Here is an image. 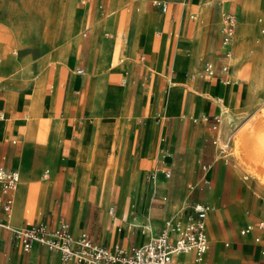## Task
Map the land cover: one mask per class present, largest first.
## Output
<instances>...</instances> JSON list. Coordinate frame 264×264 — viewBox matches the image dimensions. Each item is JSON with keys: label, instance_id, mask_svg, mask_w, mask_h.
Instances as JSON below:
<instances>
[{"label": "crops", "instance_id": "crops-1", "mask_svg": "<svg viewBox=\"0 0 264 264\" xmlns=\"http://www.w3.org/2000/svg\"><path fill=\"white\" fill-rule=\"evenodd\" d=\"M25 3L0 2V163L19 172L10 224L23 227L41 220L53 228L66 221L74 234L86 232L109 247L141 245L158 233L165 219L184 221L192 203L200 201L211 205L206 218L209 246L202 264H264V230L256 226L264 218V178L254 171L256 160L243 148L247 139L253 140L259 119L253 96L240 92L236 107L235 81L230 85L229 80L196 76L190 73L191 64L175 66L200 54H214L210 61L220 64L221 19L218 30L216 21L205 24V36L200 23L182 14L168 17L143 9L128 15L124 34L111 36L112 53L121 57L105 66L104 45L95 58L100 38L95 11L72 16L70 10L80 8L75 0H52L53 9L38 19L26 14ZM248 3L240 16L242 33L249 27L248 13L259 8ZM98 6L103 8L102 3ZM228 9L238 18L234 6ZM257 20L264 22L262 17ZM57 21L60 40H67L56 49L49 26ZM80 21L89 34L77 43L70 28ZM40 24L45 28L38 34ZM176 25L179 37L172 40L168 31ZM17 38L30 45L21 48H38L37 55L27 51L18 59L8 56ZM36 38H43V49L31 45ZM187 46L189 53L184 51ZM74 49L71 62L67 55ZM51 60L57 63L48 64ZM75 66L83 72L73 71ZM217 113L230 115L219 125L223 133L236 113L242 118L254 114L251 128L236 133V153H242L236 166L221 162L212 140L217 133L200 118ZM201 164L209 165L204 173ZM116 165L119 187L114 194ZM164 168L171 170L169 178L163 176ZM151 171H156L155 181L146 185L141 178ZM238 172L244 180L233 199L231 184L240 181ZM204 175L209 184L202 182ZM226 182L229 186L223 189ZM220 200L230 203L220 207ZM134 221L141 222L137 236L136 227L130 226ZM248 224L252 228L242 233ZM178 259L190 263L192 254ZM0 264H59V257L37 243L22 250L0 226Z\"/></svg>", "mask_w": 264, "mask_h": 264}, {"label": "rangeland", "instance_id": "rangeland-1", "mask_svg": "<svg viewBox=\"0 0 264 264\" xmlns=\"http://www.w3.org/2000/svg\"><path fill=\"white\" fill-rule=\"evenodd\" d=\"M25 1L26 3L24 9L26 14L30 18L37 17L39 19L41 16L44 18L43 15L45 14V12L47 10L53 9L52 0H25ZM82 1L83 0H75V6L80 8L73 7L72 10H70V14L72 16L75 14L77 16L83 17L86 9L90 12L95 11L97 13L98 26L96 30V36L97 37L100 36V38L97 45L95 58L97 56L98 47L100 45L101 46L104 45L103 52L106 54L105 66L114 64L118 60V57H121V56L117 57V55L112 53L111 48L114 40L111 36H119L124 34L125 32L124 30L126 26L125 18L128 15H135L138 12H142L143 9H154L158 12L166 14L168 17L177 16L178 18L182 14L185 19L191 22L196 21L200 23L201 26L204 28V34L206 36V31L208 30V28L206 29L207 26H205V24L210 21L211 24H214V22L216 21V27L218 30L222 13L227 9L229 5L234 6L238 10V18L236 24L237 29L235 32V39L233 43L234 51H233V60H232V68H231L232 74H231V78H229L228 80L230 81V85L234 84V81L236 82V107H238L239 105L240 92L241 95L245 97L248 95L249 91L255 87V81L253 79H249L247 74L250 73L252 70V73L255 76L264 79V48L257 46L258 42L264 40V31H262V28H264V24H260L264 22L262 21L259 22L257 20L259 17H262V19H264V0H259L257 2L256 6L259 7L258 9L248 13L249 14L248 19L250 20L249 27L246 30H244L243 33L240 30V16L245 11L244 10L245 5L248 2L254 0H161V1H165L168 5V10L165 12L161 11L159 6L153 3L152 0H88L84 4L81 3ZM0 2H2L4 6L6 5L15 6L14 4L17 2V0H0ZM100 3L103 4V8H99L98 5ZM217 9H218V14L214 12ZM110 10H114V12L112 14H109ZM199 17L202 18L203 21H200ZM109 19L111 20L112 23L108 21ZM44 28H45V24H40L39 28L37 29V33L40 34V32L44 30ZM49 30H52L53 34L56 37L55 48L57 49L61 47L67 39L60 40L59 32H58V21L55 22L53 25L49 26ZM168 32L170 33L168 34V36L171 37L172 40L177 39L179 37V30L177 25L174 26L172 29H170ZM174 33H178V36L174 37ZM88 34H89V29L87 27H83L81 21L76 25L71 24L70 36L76 39L77 43L80 41L81 37L86 38ZM163 37L165 39V34H163ZM25 40H26L25 38H17L15 41L17 46L13 44L11 45L10 50L12 52L8 54V56L18 59L17 56H21L25 52L31 51L33 57H35L39 52V49L29 48V47L21 48L24 46H30L25 44ZM136 40L137 38L134 37V42H136ZM217 43L218 41L216 37L212 49L213 51L216 50ZM43 44H44L43 38H36L35 43L31 45H38L40 48L43 49ZM171 48H173V45ZM184 51L186 53H189V51H191L190 46L185 47ZM74 53H75V49L71 50L67 55V59H69L71 62ZM213 58H214V54L211 57H207L206 55L200 54V57H196V59L192 62H189L188 60H183L181 64L175 66L179 68H185L186 66H188V64H191V67L193 68L190 73H195L196 76H198L201 74L202 62L205 59L212 60ZM160 61H161V54L159 55L158 64H160ZM56 63L57 61L55 60H51L48 62V64H53V66ZM76 67L77 66H75L72 70L75 71ZM156 68L158 69L159 66H157ZM259 103L264 105V102L262 101H260ZM227 109L229 112L234 110L229 107H227ZM253 115L254 114H252L250 117L242 118L241 115H238L236 113L235 115L236 118L234 120H231L230 123L231 126H227L228 127L227 132L223 133L220 127L218 128V130H215L217 134L214 136L212 140H214L215 138L217 139L216 143L213 144H216L217 146V154L222 163H225L226 165H230L234 163L236 166V158L239 159L242 156L241 152L236 153V133H238L244 127H247L248 129L251 128V121H252L251 119ZM224 117L229 118L230 115L228 113H224L222 115V118ZM207 125L209 126L208 123ZM220 146H223L225 148L224 152H222L219 149ZM202 165L205 164H201V169H202ZM118 172H119V167L116 165L114 169V182H113L114 194L116 193L119 187ZM155 172L156 171L148 172L145 175L146 179H144L143 177L141 178L142 182H145L146 185L151 184L152 181L149 180V176L151 173H155ZM237 175L240 181L237 180V183L236 181H234L231 184L234 191L233 199H236V189L240 187L241 181L243 182L244 180L242 178L241 173L238 172ZM194 184H195L194 182L190 183V185H194ZM227 185H228L227 182L224 183L223 189ZM217 188L218 186L216 185V190ZM96 193H99L98 190ZM151 203L157 205L158 207L163 206V204H161L160 202L153 201ZM229 203L230 202L228 200H220V203L218 205L222 207L228 205ZM109 205H113L115 209L114 202H111ZM209 207H211V205ZM95 211L96 208L94 209V212ZM208 218H210V213L208 215ZM40 221L41 220L37 222ZM34 223L36 222H30L28 226ZM43 223H45V221ZM130 226L136 227V236H137L140 233L139 230L141 229V222L134 221L132 224H130ZM208 238L210 239L209 233H208ZM131 245H133V243L129 244L128 246H121L120 244L118 246L120 248L127 249Z\"/></svg>", "mask_w": 264, "mask_h": 264}, {"label": "built area", "instance_id": "built-area-1", "mask_svg": "<svg viewBox=\"0 0 264 264\" xmlns=\"http://www.w3.org/2000/svg\"><path fill=\"white\" fill-rule=\"evenodd\" d=\"M163 11L167 4L161 0H154ZM237 15L234 10L222 13L220 24V50L218 58L220 64L205 60L202 64L201 75L221 82L228 80L230 60L232 58V42L235 35ZM264 31V28H262ZM82 73V68L76 69ZM0 118L3 115L0 114ZM201 120L208 123L211 129L218 130L222 114H202ZM217 139L213 140L216 143ZM219 149L224 152L225 148ZM209 168L208 164L202 165L203 173ZM164 177L171 176V170H161ZM155 173H151L149 180L154 182ZM19 179L16 169L6 168L0 163V226L8 230L10 239L28 251L34 243L44 246L47 250L57 252L59 264H202L203 255L208 249L209 240L206 233V218L209 205L196 201L191 205V212L182 223L167 218L164 220L157 234L141 245L125 248L119 246L109 247L97 242L86 232L74 234L66 221H60L51 228L43 222L31 224L26 227H16L10 224L8 216L13 206V192ZM202 182L209 184V179L204 175ZM110 208L109 212L112 213ZM257 228L264 230V218L256 222ZM248 224L241 229L242 233L251 229ZM256 239H258L256 237ZM264 251V250H262ZM180 254H192L190 263L178 259Z\"/></svg>", "mask_w": 264, "mask_h": 264}, {"label": "bare ground", "instance_id": "bare-ground-1", "mask_svg": "<svg viewBox=\"0 0 264 264\" xmlns=\"http://www.w3.org/2000/svg\"><path fill=\"white\" fill-rule=\"evenodd\" d=\"M258 1L259 0H254L248 3V5H252V4L257 5ZM257 46L264 48V40L258 42ZM247 76L249 77V79H253L255 81V87L252 88L249 92H251L253 96L252 97L253 108L256 107L255 110L259 111L258 113L259 119L257 120L256 128L252 132L253 140L250 139L251 140L250 141L249 139H247L245 142L246 146H243V148L245 147L246 153L249 155H252V157H254L253 160H256V163H255L256 167L253 166L252 163H250L252 164V168L254 169V171H256L259 175L261 173L260 177L264 178V105L259 103L260 101L264 102V79H261L255 76L252 73V70L250 73L247 74ZM227 82L228 81H225L224 83H227ZM249 155H247L248 158H249ZM250 162H252V160ZM18 182H19V179H18ZM18 182L15 186V189L18 185ZM10 216H11V213L8 216L9 221H10ZM175 221H178V220H175ZM178 222L182 223V221H178ZM23 227H26V226H23Z\"/></svg>", "mask_w": 264, "mask_h": 264}]
</instances>
